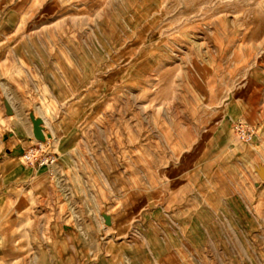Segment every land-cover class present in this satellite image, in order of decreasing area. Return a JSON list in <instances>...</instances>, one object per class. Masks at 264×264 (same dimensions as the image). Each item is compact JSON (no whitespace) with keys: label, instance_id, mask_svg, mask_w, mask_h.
Listing matches in <instances>:
<instances>
[{"label":"rangeland","instance_id":"obj_1","mask_svg":"<svg viewBox=\"0 0 264 264\" xmlns=\"http://www.w3.org/2000/svg\"><path fill=\"white\" fill-rule=\"evenodd\" d=\"M261 173L264 0H0V264H264Z\"/></svg>","mask_w":264,"mask_h":264},{"label":"bare ground","instance_id":"obj_2","mask_svg":"<svg viewBox=\"0 0 264 264\" xmlns=\"http://www.w3.org/2000/svg\"><path fill=\"white\" fill-rule=\"evenodd\" d=\"M35 113V112H34ZM33 113V114H34ZM37 120H40V121H37ZM33 121H37L38 122V125H39V128L41 129V132L43 134V139H37L39 142H43L45 140V133H46V130H45V127L47 125V121H46V118L45 117H32L30 119V122L32 123ZM261 174H264V173H261Z\"/></svg>","mask_w":264,"mask_h":264},{"label":"water","instance_id":"obj_3","mask_svg":"<svg viewBox=\"0 0 264 264\" xmlns=\"http://www.w3.org/2000/svg\"><path fill=\"white\" fill-rule=\"evenodd\" d=\"M37 121H39V120H37ZM37 121H33V135L37 139H43V134L41 132V129L39 128ZM261 178L264 180V174H261Z\"/></svg>","mask_w":264,"mask_h":264},{"label":"crops","instance_id":"obj_4","mask_svg":"<svg viewBox=\"0 0 264 264\" xmlns=\"http://www.w3.org/2000/svg\"><path fill=\"white\" fill-rule=\"evenodd\" d=\"M34 255L37 256L38 258H40V260H39L40 264H44L45 263V251L44 252L40 251L39 253L37 252V254H34Z\"/></svg>","mask_w":264,"mask_h":264},{"label":"built area","instance_id":"obj_5","mask_svg":"<svg viewBox=\"0 0 264 264\" xmlns=\"http://www.w3.org/2000/svg\"><path fill=\"white\" fill-rule=\"evenodd\" d=\"M24 158H25L26 160H30V159H31V154H30V153H26V154H24Z\"/></svg>","mask_w":264,"mask_h":264}]
</instances>
